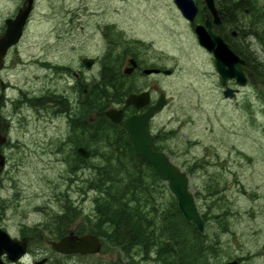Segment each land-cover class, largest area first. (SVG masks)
Instances as JSON below:
<instances>
[{
  "label": "rangeland",
  "instance_id": "1",
  "mask_svg": "<svg viewBox=\"0 0 264 264\" xmlns=\"http://www.w3.org/2000/svg\"><path fill=\"white\" fill-rule=\"evenodd\" d=\"M253 1L252 8L261 7L264 11V0ZM134 2L136 6L116 4L113 13L164 16L169 12L171 0ZM226 2L233 5L232 0ZM238 17L247 15L242 12ZM246 20L245 24L248 17ZM166 24H162V58L169 66L166 69L174 72L159 78L168 105L152 122V130L175 152H166L171 161L189 174L190 192L195 196L200 213L211 217L207 218V241L216 239L214 215L227 214L224 220L229 231L217 235L220 237L215 242L217 252L209 256L210 264H224L246 253L259 255L247 264H263L256 260L262 256L260 247L264 245V102L260 95L255 96L259 94V86L247 87L236 100L225 99L213 57L199 49L197 41L183 25L170 32V23ZM130 26L127 24L128 28ZM246 43L256 57L264 59L258 40L249 37ZM30 47L25 39L20 51L26 53ZM37 74L42 76L43 71ZM19 121L14 138L26 145L8 151L9 162L0 189V227L12 238H27L29 248L21 261L12 263L4 257V262L35 264L47 258L46 264H129L127 257L110 246L91 258H65L54 252L49 242L65 235L57 236L50 225L54 224L55 216L61 214L65 202L62 196H69L72 204L81 210L68 232L83 224L84 217L94 211L95 191L88 188L90 177L84 175V170L88 174L91 171L88 166L77 165L75 159H67L71 146L65 150L59 146L65 132L61 118L49 115L39 121L31 114L27 121L24 118ZM210 183H216L223 190L227 206L213 205L220 197L209 199L205 189ZM209 208L212 209L210 214ZM135 258L133 264H156L152 257Z\"/></svg>",
  "mask_w": 264,
  "mask_h": 264
},
{
  "label": "flooded vegetation",
  "instance_id": "2",
  "mask_svg": "<svg viewBox=\"0 0 264 264\" xmlns=\"http://www.w3.org/2000/svg\"><path fill=\"white\" fill-rule=\"evenodd\" d=\"M194 1L198 11L192 23L179 12L174 0H171L169 12L164 16L141 12L124 13L120 16L113 13L116 4L124 7L136 6L134 0H0V38L6 34H15L14 31L19 27L22 29L18 43L9 46L5 51L0 48V156L5 159L0 189L9 162L8 151L25 144L14 138L16 127L20 124V118L27 121L31 114L38 117L39 121L49 115L61 118L65 132L59 146L64 150L71 146L69 155H79V148H85L90 157L79 155L80 159L76 158V161L89 167V174L84 170L86 177L91 179L96 175L98 157L93 156L92 148L97 144L95 131L99 116V85L105 83L113 91L116 81L119 82L116 86L122 85L126 89L127 95L123 102L110 108L123 111V122L133 115L145 113L150 106L155 105L163 95L159 78L169 67L162 58L164 22L170 23V32L183 25L198 44L196 26L204 25L210 20L216 33L231 47L243 45L244 42L247 44L248 36H242L243 31H247L246 24L243 26L239 22L235 26L229 22L242 16V10L245 15L250 13L251 7H242V2L246 0H232L233 6L229 7L226 0H215L219 25L214 23V18L203 0ZM24 14L27 16L22 26L18 22L14 23ZM127 24L131 26L128 28ZM25 39L31 47L28 52L23 53L20 49L24 46ZM169 43L174 44L172 40ZM198 47L212 56L199 44ZM177 67L173 66V69ZM246 68L254 74L247 64ZM157 69L161 70L159 74L145 72ZM39 70L43 71L42 76L37 74ZM114 70L120 72L122 81L120 77L117 79ZM255 84L258 85L251 77L244 88H239L235 80L229 82V86L238 91V96L244 89ZM257 91L259 93V88ZM143 93L150 95L148 106L142 109L133 105L126 107V100L130 95ZM259 95L255 94L256 97ZM157 115L148 122L154 145L159 140V134L153 132L151 125ZM71 233L78 237L88 234L73 228L64 236ZM64 236L51 240L50 246L51 242H57ZM20 240H26L29 248L27 238ZM260 249L263 254L256 260L264 264V245ZM54 252L65 258H91L99 255H65ZM255 256L259 255L246 253L237 260L240 264H247ZM44 260L46 264L48 259Z\"/></svg>",
  "mask_w": 264,
  "mask_h": 264
},
{
  "label": "trees",
  "instance_id": "3",
  "mask_svg": "<svg viewBox=\"0 0 264 264\" xmlns=\"http://www.w3.org/2000/svg\"><path fill=\"white\" fill-rule=\"evenodd\" d=\"M251 5H254L253 0L242 2L243 8ZM247 17V31H243L242 36L258 40L264 56V11L261 7H251ZM246 21V17H236L229 22L235 26L242 22L244 26ZM240 47L243 48L233 45L232 49L257 76L264 78V59L256 57L245 42ZM114 72L117 79L120 77L122 81L120 72ZM118 83L114 82L113 91L105 83L99 85V116L95 131L97 144L92 148V154L98 157V162L95 166L96 177L88 180V188L95 191L94 211L86 215L84 223L75 229L98 236L102 241V252L105 246H110L127 257L129 264H133L136 256L142 257V260L152 257L156 264H210L209 256L217 252L215 242L220 238L217 235L229 231L228 223L224 220L227 214L214 215L212 221L216 222L217 233L214 235L216 239L212 240L215 241H207V218H211L210 215L202 214L204 232L185 219L167 183L136 154L125 123L114 124L104 115L106 110L121 103L127 95L122 85L116 86ZM161 139L159 134L154 149L175 154ZM72 158L80 165L76 161V158L80 159L79 155L67 157L69 161ZM205 191L209 199L220 197L219 201L213 203L214 206L218 203L227 206L223 190L216 183L206 185ZM62 198L65 202L61 214L55 216L54 224H50L53 225L51 231L57 236L68 233L69 226L81 215L80 208L72 204L69 196L64 195ZM211 210L208 209L209 214ZM51 227L47 226L48 229Z\"/></svg>",
  "mask_w": 264,
  "mask_h": 264
},
{
  "label": "water",
  "instance_id": "4",
  "mask_svg": "<svg viewBox=\"0 0 264 264\" xmlns=\"http://www.w3.org/2000/svg\"><path fill=\"white\" fill-rule=\"evenodd\" d=\"M179 12L190 22L193 23L198 8L194 0H174ZM205 6L210 10L214 23L220 24V20L215 7V0H203ZM21 15V14H20ZM26 14L19 16L14 23L22 26ZM198 43L208 52L212 53L216 71L220 76L221 84L225 87L223 95L226 99H236L238 91L230 88L229 82L235 80L237 86L245 87L250 82V77L260 85V94L264 98V78L251 73L246 68V62L238 56L227 44L224 39L216 33L213 23L207 20L204 25H198L195 29ZM15 34H6L0 38V48L5 51L9 46L19 42L22 29L19 27L14 31ZM146 74H159L160 70H146ZM166 75L172 73L171 70L164 71ZM150 104L149 93L140 95H130L126 100V107L131 105L137 109H142ZM167 105L166 96L163 94L157 103L150 106L148 110L140 115H133L126 119L125 127L137 155L143 158L159 174L160 178L168 183L169 191L178 202L180 211L186 220L193 222L200 232L204 231V222L197 209L195 198L189 191L190 180L188 175L175 165L165 152L155 151L154 137L148 129V122L154 116L163 111ZM105 116L114 124L123 121L122 110L110 109L105 112ZM78 153L84 158H89L90 153L85 148H79ZM5 167V159L0 156V184L1 173ZM51 248L60 254H80L93 255L101 251L100 239L94 235L75 236L73 233L63 237L57 242H51ZM28 243L26 240L12 238L5 230L0 227V264H6L3 260L6 257L10 262L16 263L27 254ZM46 260L37 264H44ZM224 264H239L237 260L229 261Z\"/></svg>",
  "mask_w": 264,
  "mask_h": 264
},
{
  "label": "bare ground",
  "instance_id": "5",
  "mask_svg": "<svg viewBox=\"0 0 264 264\" xmlns=\"http://www.w3.org/2000/svg\"><path fill=\"white\" fill-rule=\"evenodd\" d=\"M71 165V164H70ZM77 168L76 167H74V169H73V171H75ZM75 175H76V173H74Z\"/></svg>",
  "mask_w": 264,
  "mask_h": 264
}]
</instances>
